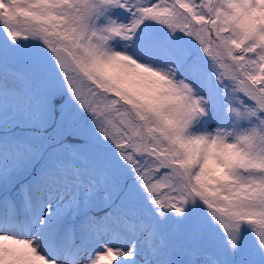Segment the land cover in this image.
Segmentation results:
<instances>
[{"label": "snow or ice", "instance_id": "snow-or-ice-1", "mask_svg": "<svg viewBox=\"0 0 264 264\" xmlns=\"http://www.w3.org/2000/svg\"><path fill=\"white\" fill-rule=\"evenodd\" d=\"M0 264H264V0H0Z\"/></svg>", "mask_w": 264, "mask_h": 264}]
</instances>
